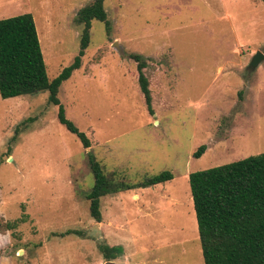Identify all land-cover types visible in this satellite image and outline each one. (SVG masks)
Segmentation results:
<instances>
[{"label": "rangeland", "instance_id": "1", "mask_svg": "<svg viewBox=\"0 0 264 264\" xmlns=\"http://www.w3.org/2000/svg\"><path fill=\"white\" fill-rule=\"evenodd\" d=\"M93 0H0V19L32 13L50 78L73 63ZM82 66L49 92L0 95V264H205L189 175L264 152V0H105ZM152 93L151 114L137 62ZM206 151L195 157L200 145ZM114 180H171L101 198L88 152ZM68 230L73 232L63 235ZM101 244L120 245L114 259Z\"/></svg>", "mask_w": 264, "mask_h": 264}, {"label": "trees", "instance_id": "2", "mask_svg": "<svg viewBox=\"0 0 264 264\" xmlns=\"http://www.w3.org/2000/svg\"><path fill=\"white\" fill-rule=\"evenodd\" d=\"M110 21L105 0H93L82 7L77 21L84 24L81 49L72 64L50 78L32 13L0 19V95L3 98L49 92V101L58 105V118L76 134L85 147L91 145L86 132L70 119L59 97L60 87L74 70L82 66V57L90 44L92 20ZM137 62L138 81L148 110L154 113L146 60L132 54ZM207 149L202 144L194 153L200 157ZM94 184L87 193L90 212L102 221L101 198L137 187L156 185L173 178L163 170L132 184L116 181L107 174L95 153L88 152ZM205 264H264V152L243 159L193 171L189 175ZM73 232L68 230L63 235ZM105 256L114 259L123 252L120 245L101 244Z\"/></svg>", "mask_w": 264, "mask_h": 264}, {"label": "water", "instance_id": "3", "mask_svg": "<svg viewBox=\"0 0 264 264\" xmlns=\"http://www.w3.org/2000/svg\"><path fill=\"white\" fill-rule=\"evenodd\" d=\"M264 59V53L259 51L251 62V67L255 68ZM112 263V262H111ZM110 262L108 264H111Z\"/></svg>", "mask_w": 264, "mask_h": 264}]
</instances>
